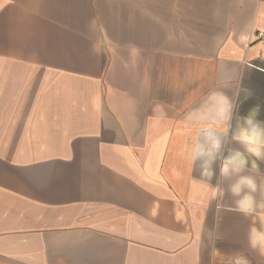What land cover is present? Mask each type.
Segmentation results:
<instances>
[{"label":"crops","instance_id":"obj_1","mask_svg":"<svg viewBox=\"0 0 264 264\" xmlns=\"http://www.w3.org/2000/svg\"><path fill=\"white\" fill-rule=\"evenodd\" d=\"M237 68L264 120V0H0V264H264L188 151Z\"/></svg>","mask_w":264,"mask_h":264},{"label":"clouds","instance_id":"obj_2","mask_svg":"<svg viewBox=\"0 0 264 264\" xmlns=\"http://www.w3.org/2000/svg\"><path fill=\"white\" fill-rule=\"evenodd\" d=\"M243 76L242 68L235 69L201 107L186 115L187 121L200 126L188 151L191 171L199 162L201 182L207 184L212 192L210 201H217V228L222 210H234L250 219L247 248L264 258V204L258 199V194L264 192V170L261 168L264 164V120L258 118L261 112L259 105L252 107L246 115L239 114L241 104L253 94L244 86ZM222 88L231 89V96L221 91ZM217 161L219 179L213 187L208 182L215 176ZM226 195L231 197V205L223 203ZM207 237L213 242L221 238L215 229L208 231ZM229 264L251 262L244 252L239 251L231 255Z\"/></svg>","mask_w":264,"mask_h":264}]
</instances>
